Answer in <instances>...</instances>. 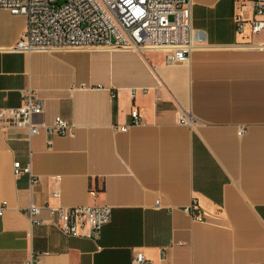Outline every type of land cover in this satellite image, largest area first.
Listing matches in <instances>:
<instances>
[{
  "label": "crops",
  "instance_id": "obj_1",
  "mask_svg": "<svg viewBox=\"0 0 264 264\" xmlns=\"http://www.w3.org/2000/svg\"><path fill=\"white\" fill-rule=\"evenodd\" d=\"M192 3L205 44L178 64L158 49L14 52L27 19L0 9V108L33 90L37 122L75 125L29 136L0 121V264H136L140 251L154 264H264V50L238 46L235 0ZM17 161L32 175L16 177ZM96 205L113 214L94 239L64 234L48 208Z\"/></svg>",
  "mask_w": 264,
  "mask_h": 264
},
{
  "label": "built area",
  "instance_id": "obj_2",
  "mask_svg": "<svg viewBox=\"0 0 264 264\" xmlns=\"http://www.w3.org/2000/svg\"><path fill=\"white\" fill-rule=\"evenodd\" d=\"M234 21L238 35L245 40L238 46L264 50V43L254 37L264 31V0H235ZM192 0H0V9L13 15H23L27 27L11 50L19 53L36 51H67L84 49L131 50L145 53L166 50L170 64L186 63L193 50L204 45V35L192 26ZM85 86V84H83ZM44 106L33 90H26L18 107L0 108L3 128H17L35 136L41 131L48 135L73 136L75 125L62 116L52 123L37 122ZM134 123H139V109L131 112ZM181 122L190 125L187 117ZM129 126L118 127L127 131ZM245 129L239 131L240 135ZM52 143V140H49ZM16 177L32 175L31 165L14 163ZM57 182L59 177L55 179ZM32 183H38L33 178ZM96 193L95 190L92 191ZM54 196H60L56 189ZM7 202H3V215ZM160 206V203H157ZM53 223L71 237L96 238L112 220L113 209L107 205L82 207H49ZM198 206L187 209L194 219L202 220ZM43 208L31 204L27 214L33 225H42ZM136 264H154L143 252L134 257ZM27 264H33V261Z\"/></svg>",
  "mask_w": 264,
  "mask_h": 264
}]
</instances>
